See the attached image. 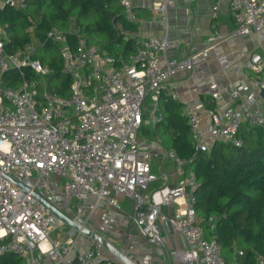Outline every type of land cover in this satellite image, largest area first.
<instances>
[{"label": "built area", "instance_id": "built-area-1", "mask_svg": "<svg viewBox=\"0 0 264 264\" xmlns=\"http://www.w3.org/2000/svg\"><path fill=\"white\" fill-rule=\"evenodd\" d=\"M118 1L128 19L137 21L132 1ZM220 1L215 0L214 16ZM171 4L172 0H155L153 8L167 20ZM7 5L26 8L25 0H0V9ZM230 9L235 27L228 38L253 33L264 37V0H232ZM7 29L8 24H0V261L16 256L22 264H76L75 237L82 231L51 209L62 192L76 200L69 219L82 229H88L100 201L116 206L123 195L134 201L136 223L151 242L159 243V222L184 237L187 248L180 264H227L219 244L209 241L198 224L194 192L199 184L195 171L187 169L196 155L183 158L156 140L164 159L184 177L172 187L158 186L164 176L138 158L140 131L146 125L154 129L163 119L161 101H178L170 80L193 71L196 57H206L226 39L219 29L210 32L206 49L184 59L166 56V36L141 38L135 52L117 67L114 57L78 30L54 28L47 39L57 47L63 74L70 80L68 96L50 89L45 79L49 67L33 58L41 46L33 28L26 30L32 42L13 53L7 50ZM218 60L224 70L229 68L226 56ZM250 60L256 74L251 84L227 86L238 108L222 113L211 109L208 131H203L191 105H183L196 154L209 151L215 141L241 147L243 128H264V101L258 110L250 106L264 89V56L254 53ZM26 68L38 79L27 78ZM14 71L21 75L20 82L6 85L4 76ZM81 264L125 263L105 260L103 245L89 239ZM255 264H264L262 254L255 255Z\"/></svg>", "mask_w": 264, "mask_h": 264}, {"label": "trees", "instance_id": "trees-1", "mask_svg": "<svg viewBox=\"0 0 264 264\" xmlns=\"http://www.w3.org/2000/svg\"><path fill=\"white\" fill-rule=\"evenodd\" d=\"M25 5L24 9L10 5L0 9V24H8L7 50L13 53L30 44L32 37L26 30L33 28L41 43L33 58L49 67V87L61 96L70 94V80L63 74L57 47L47 39L52 29L78 30L114 57L117 67L136 50L138 25L128 19L118 0H25ZM24 71L27 78L38 79L29 68ZM20 80L16 71L4 76L6 85L17 86ZM159 111L163 119L153 130H143L183 158L196 155L187 169L196 173L195 209L206 238L219 244L227 264H255L256 254L264 256V128H243L241 147L215 141L209 151L196 154L182 104L161 101ZM237 250L242 254H236ZM0 262L22 264L16 256Z\"/></svg>", "mask_w": 264, "mask_h": 264}, {"label": "crops", "instance_id": "crops-1", "mask_svg": "<svg viewBox=\"0 0 264 264\" xmlns=\"http://www.w3.org/2000/svg\"><path fill=\"white\" fill-rule=\"evenodd\" d=\"M131 1L137 17L135 23L138 25L135 35L139 39L166 36L169 41L167 57L184 59L200 53L208 47V37L213 28L219 29L222 37L226 39L209 50L206 57H196L193 71L177 74L170 83L178 94V102L182 106L185 103L191 105L205 132L208 131L211 109L220 113L237 109L238 103L229 97L227 86L240 82L251 84L252 78L256 75L252 69L251 55L259 53L264 56V37L253 33L228 38L235 27L230 9L232 0L220 1L217 16H214L213 10L215 0H172L167 20L153 8L155 0ZM221 55L229 60V68L225 70L218 60ZM258 97L250 104L251 109L261 108L264 100ZM146 126L144 128L149 130ZM157 139L159 138L149 141L157 150L156 161L154 164L151 163L153 171L164 176L157 185L172 187L184 177L174 171L170 161L164 159L163 150L156 142ZM75 205L74 198L60 192L55 208L69 218L74 213ZM169 211L173 213L174 207H170ZM93 217L94 220L91 221ZM88 229L104 238L135 264H180L181 253L187 248L182 235L174 233L168 225L160 222L155 228V236L159 243L151 242L142 234L136 223L134 201L123 195L117 197L116 206L100 201L88 220ZM81 236L87 241L78 247ZM75 238L72 255L75 263L81 264V256L88 248L89 237L81 234ZM103 257L105 260L114 258L120 261L104 247Z\"/></svg>", "mask_w": 264, "mask_h": 264}, {"label": "rangeland", "instance_id": "rangeland-1", "mask_svg": "<svg viewBox=\"0 0 264 264\" xmlns=\"http://www.w3.org/2000/svg\"><path fill=\"white\" fill-rule=\"evenodd\" d=\"M53 52H57L55 49H53ZM49 74L48 76L45 77L46 81L48 82L49 78H50ZM49 83V82H48ZM148 103V100H147ZM155 137H152V133L147 132V130H141L140 131V136H139V140H138V158L140 160L146 161V162H150V163H155L156 161V153L157 150L153 148L152 143H149V141L152 142V139H154ZM94 220V217L92 218L91 221ZM87 239L84 236H81L79 243H78V247H80L81 245H83L84 243H86Z\"/></svg>", "mask_w": 264, "mask_h": 264}, {"label": "water", "instance_id": "water-1", "mask_svg": "<svg viewBox=\"0 0 264 264\" xmlns=\"http://www.w3.org/2000/svg\"><path fill=\"white\" fill-rule=\"evenodd\" d=\"M259 96L264 100V89L260 90ZM51 209L59 215L63 220H65L71 227H73L77 231H82V234L89 237V239L96 240L100 242L104 248L111 251L113 254H115L119 260L125 264H135L132 262L129 258L124 256L119 250L114 248L111 244H109L104 238L100 237L96 233L90 231L89 229H82L79 226L75 225L68 217L64 216L62 213H60L55 207H51Z\"/></svg>", "mask_w": 264, "mask_h": 264}]
</instances>
